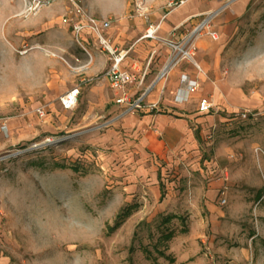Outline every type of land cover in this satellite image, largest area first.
<instances>
[{
  "label": "rangeland",
  "instance_id": "obj_1",
  "mask_svg": "<svg viewBox=\"0 0 264 264\" xmlns=\"http://www.w3.org/2000/svg\"><path fill=\"white\" fill-rule=\"evenodd\" d=\"M81 1L115 34L164 41L177 84L166 74L128 110L158 76L129 85L123 106L100 77L64 109L77 84L68 0L41 10L62 46L18 48L8 25L41 11L0 0V264H264V0H190L201 12L169 40L147 31L185 0ZM181 73L200 87L176 105Z\"/></svg>",
  "mask_w": 264,
  "mask_h": 264
},
{
  "label": "crops",
  "instance_id": "obj_2",
  "mask_svg": "<svg viewBox=\"0 0 264 264\" xmlns=\"http://www.w3.org/2000/svg\"><path fill=\"white\" fill-rule=\"evenodd\" d=\"M190 0H185L182 2L181 7L178 11L169 12L166 16L162 18V22L160 23V36L163 40H169L167 38L168 35H174L173 31L179 28L180 26L185 25L190 20L195 18L199 12H201V5L197 3H190ZM21 6V5H20ZM59 9L65 13L67 10V4L65 0H59L57 3ZM18 8H15L13 12H16ZM199 9V10H198ZM53 15V12L50 10L41 11L39 14L32 16L31 18L26 19L25 21H14L10 25H8L7 32L10 39V43L14 48H18L21 45L25 44H36L41 47H46L48 45V36L55 35L56 41L55 43L58 45L64 44V33H55L53 34L51 29V20L50 17ZM62 16V15H61ZM160 20H157L159 22ZM154 26V25H153ZM68 28V27H67ZM70 28V26H69ZM68 28V29H69ZM111 29V28H110ZM106 31L105 36L112 41V44L118 48L120 51H127V56L125 57L122 66L124 68H133L134 66H138L142 71H145V78L142 82H139L140 85L144 84L145 79H150V83L153 79H156L157 76L163 71L165 65L167 64L169 53L167 49H165L164 41H156L150 39H142L138 40L134 38V33H129L127 31L118 32L117 34L110 31ZM71 30V29H70ZM69 39L72 38L69 36ZM85 44L90 47L91 54V62L85 67L79 65L80 59L82 56L81 49L72 43L73 41H68L72 43L71 46V55L74 56L77 64H76V79L77 82L76 87H79V91L88 84L95 83L98 81L100 77H102L100 84H109L107 78L104 76L106 69L110 66L111 57L108 53L99 50L96 47V43L94 38L90 35L86 36ZM160 42L159 48L162 50L152 49L156 47ZM126 44H131L129 49L126 50L123 47ZM61 45V46H62ZM163 45V46H162ZM65 49H61L63 51ZM40 51V50H39ZM29 61V59L27 60ZM27 64V63H26ZM23 64L22 66L26 65ZM176 67L170 69L168 74V86L176 85L175 82L176 77L178 76V71H175ZM155 82V81H154ZM153 82V83H154ZM152 83V84H153ZM99 84V85H100ZM151 84V85H152ZM148 87V86H147ZM98 85L93 87V91L89 93V95L95 94L94 92H98ZM157 119V116H156ZM156 133L159 134H172L174 131H171V128H164L159 130H155ZM177 134V133H173Z\"/></svg>",
  "mask_w": 264,
  "mask_h": 264
},
{
  "label": "built area",
  "instance_id": "obj_3",
  "mask_svg": "<svg viewBox=\"0 0 264 264\" xmlns=\"http://www.w3.org/2000/svg\"><path fill=\"white\" fill-rule=\"evenodd\" d=\"M54 1L55 0H22V14L26 16L35 15L43 8L51 5ZM68 2L70 4V8L62 19L63 23L68 24L71 27L72 35L76 44L89 55L90 61L91 54L85 47V38L88 35L92 36L95 43L104 51L109 53L111 57V64L106 69L104 76L107 78L111 89L115 93V103L120 106L127 104L130 98V93L128 90L129 85L137 80L139 82H142L145 78V71H142L138 66H134L133 68H124L122 66L123 61L127 56V51H120L105 36L106 31H108L112 27L111 20H100L90 15L89 11L81 0H68ZM159 28L160 24L158 26L151 25L149 30L147 31L148 34L146 37L156 38L154 34ZM213 37L216 38L215 35H213ZM19 52L21 54H26L27 50H22ZM184 54L189 56L190 58L192 57V53L187 52ZM179 62V55L174 56L171 61H169L168 64L164 67L163 71L161 72L162 75L160 79H162L167 74L169 69L175 67ZM199 87L200 83L198 78L190 76L187 73H181L179 77V85L177 86L173 96L174 103L176 105H182L189 102L194 93L199 89ZM79 93V87H75V89L65 94L61 98L62 107L64 109L74 108L77 103ZM144 95L145 94H143V96ZM142 97L135 101L134 104L130 105L128 110H133L134 108L141 107L140 102L143 99ZM200 105L202 110H208L209 108V103L206 99H203ZM151 108L157 109V103H152ZM39 114L41 116L44 115L42 109L39 110Z\"/></svg>",
  "mask_w": 264,
  "mask_h": 264
},
{
  "label": "trees",
  "instance_id": "obj_4",
  "mask_svg": "<svg viewBox=\"0 0 264 264\" xmlns=\"http://www.w3.org/2000/svg\"><path fill=\"white\" fill-rule=\"evenodd\" d=\"M171 217H173V216H171ZM171 217H166L164 220H163V223L165 224V223H167V222H169L170 220H171ZM160 231H161V229H160ZM162 232V231H161ZM165 232V231H164ZM162 233V235L160 236V238H159V240H163V239H169L171 236H172V234H171V232H166V233ZM164 254V253H163Z\"/></svg>",
  "mask_w": 264,
  "mask_h": 264
},
{
  "label": "water",
  "instance_id": "obj_5",
  "mask_svg": "<svg viewBox=\"0 0 264 264\" xmlns=\"http://www.w3.org/2000/svg\"><path fill=\"white\" fill-rule=\"evenodd\" d=\"M205 22H206V21H205ZM204 24H205V23H204ZM161 75H162V73H160V75H159L158 78L155 80V82L149 87V89L146 91L145 95H146V94L152 89L153 86H155V84H156V83L159 81V79L161 78ZM145 95H144V96H145ZM144 96H143V97H144ZM143 97H142V98H143Z\"/></svg>",
  "mask_w": 264,
  "mask_h": 264
}]
</instances>
